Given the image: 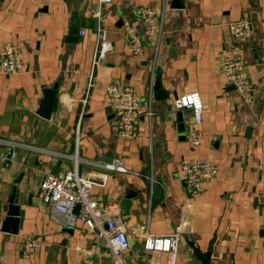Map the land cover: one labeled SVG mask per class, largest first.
Instances as JSON below:
<instances>
[{"label":"crops","instance_id":"0c3cea01","mask_svg":"<svg viewBox=\"0 0 264 264\" xmlns=\"http://www.w3.org/2000/svg\"><path fill=\"white\" fill-rule=\"evenodd\" d=\"M176 1L0 0V49L13 42L23 50L21 73L0 68V139L17 144H0V264H111L109 250L95 246L94 234L83 222L64 227L40 201L43 175L72 169L69 155L78 157L81 172L118 157L129 170L146 173L152 159L158 181L153 185L144 177L117 172L105 186L93 188L104 204L120 206L125 196H134L131 215H123L128 230H139L138 236L128 233L139 248L129 247L132 264L155 259L140 247L149 213L151 233L180 230L176 264H203L213 239L209 264H264L259 208L264 191V0H180L179 8ZM162 5L164 32L158 48L153 37H145L143 52L133 54L123 23L141 33L136 9ZM242 18L252 21L253 31L235 41L228 25ZM99 25L110 50L95 66ZM73 27L79 31L71 35ZM234 53L243 57L249 73L250 104L221 71L222 59ZM110 84L134 87L141 97L136 138L117 135L105 91ZM55 85L53 112L44 119L37 112L44 91ZM192 92L200 93L205 107L198 146L188 139L192 110L174 105L178 96ZM150 98L151 121L145 115ZM12 152L17 156L12 158ZM191 158L210 159L219 168L200 197L191 195L179 173L181 161ZM13 194L21 206L17 234L2 231ZM26 235L43 244L30 259L20 249Z\"/></svg>","mask_w":264,"mask_h":264},{"label":"built area","instance_id":"2783aa9c","mask_svg":"<svg viewBox=\"0 0 264 264\" xmlns=\"http://www.w3.org/2000/svg\"><path fill=\"white\" fill-rule=\"evenodd\" d=\"M100 4H107L112 0H99ZM165 5L161 7L143 6L136 9L143 30L139 33L129 22L123 23L124 35L131 52L139 55L144 50L145 37H153L158 48L164 32ZM101 11L96 16L101 18ZM230 33L235 41L248 38L253 31V23L249 18H242L229 23ZM97 52L94 65L102 63L110 50L106 39V32L97 29ZM221 71L227 82L234 86L236 92L247 103L253 99L252 85L243 57L239 53L225 56L221 62ZM0 68L9 74H19L23 71V50L13 42H6L0 49ZM92 84L90 82L89 87ZM108 104L116 119V132L122 138H136L140 132V117L142 100L136 88L131 86L120 87L110 84L105 87ZM151 99L145 115L151 121L153 108ZM174 105L176 109L189 108L194 115V124L188 130V139L191 145L201 143L203 132L200 129L204 103L200 93L192 92L178 96ZM0 144L16 146L0 139ZM11 157L17 156L12 152ZM74 160V167L63 174L46 172L40 184V201L47 205L51 219L64 227H74L77 222H83L94 234V243L97 248L108 249L111 264H132L129 259L128 236H138L139 230L135 227L129 230L123 223V214L117 203L104 204L93 193L94 186H105L111 173H132L144 177L153 185L158 182L153 173L152 159L149 171L135 172L129 170L123 159L115 157L106 162H98L97 168L90 172L79 170L77 156H68ZM216 163L205 158L184 159L180 163V177L194 197H200L205 190V182L218 174ZM259 208L262 229L264 232V191L259 195ZM180 230L171 234H155L150 232V213L142 226L140 247L148 252L154 261L152 264H176L179 248ZM42 240L33 235L21 238L20 249L25 259H30L42 248Z\"/></svg>","mask_w":264,"mask_h":264},{"label":"water","instance_id":"95a60500","mask_svg":"<svg viewBox=\"0 0 264 264\" xmlns=\"http://www.w3.org/2000/svg\"><path fill=\"white\" fill-rule=\"evenodd\" d=\"M174 7L179 8L181 7V2L180 0L176 1V4H174ZM79 31L78 27H73L70 30V34L74 35L75 33L77 34ZM73 37V36H72ZM70 38L72 41H74V38ZM234 87V86H233ZM58 90V85H55L53 88L46 89L44 91V98L40 104V108L37 112V114L44 118V119H50L53 108H54V102L56 98ZM134 196H125L121 202H120V209L122 211V214L124 216H130V208L132 207V198ZM19 195L18 194H13L10 197L9 200V205L8 209L6 211V218L2 222V231L10 234H17L19 232V227H20V221H21V206L19 205ZM135 223H131V226H134ZM128 240V245L130 248H133L134 250H138V245L136 244V241L134 240L133 237L127 238ZM214 239L211 240L209 243V246L207 248V252L203 255V264H209V260L211 257V251L213 249V244H214ZM196 255H199V252L197 249H195Z\"/></svg>","mask_w":264,"mask_h":264}]
</instances>
